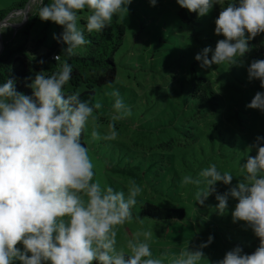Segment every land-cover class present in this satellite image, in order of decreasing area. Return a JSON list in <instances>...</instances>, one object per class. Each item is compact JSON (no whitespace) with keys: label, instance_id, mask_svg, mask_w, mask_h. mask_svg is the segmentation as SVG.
<instances>
[{"label":"clouds","instance_id":"clouds-1","mask_svg":"<svg viewBox=\"0 0 264 264\" xmlns=\"http://www.w3.org/2000/svg\"><path fill=\"white\" fill-rule=\"evenodd\" d=\"M132 0H32L41 21H51L63 27L54 39L66 47V57L76 54V49L91 43L85 35L102 32L111 26L114 16L127 11ZM155 6L157 0H149ZM180 7L199 17L207 16L214 5L221 11L215 19V34L223 36L215 49L205 47L195 59L201 67L213 64L243 66L244 57L252 51L249 42L264 33V0H177ZM88 10L85 28L78 26L79 13ZM212 53L211 59L208 58ZM57 68L50 75L35 73L26 87L28 96L18 92L15 79L0 83V264H163L153 258L149 241L153 232L138 231L127 241L129 253L118 250L117 226L133 219L132 209L142 189L133 180L127 193L111 186L101 187L94 182V165L88 148L81 142L82 133L92 123L91 139L114 141L117 138L115 121L131 116L118 90L114 114L106 134L98 131L94 109L100 102L90 105L82 100L76 90L65 92L73 68L61 55L54 56ZM39 63L43 64L41 59ZM248 79H258L264 88V60L253 59L247 67ZM264 112V92H257L246 105ZM264 137L257 136L241 165L242 179L223 194L215 185H229L233 176L220 172L215 164L203 169L198 178L184 176L185 185L199 186L195 202L203 205L207 198L217 193L216 208L224 214L229 198L238 201L232 211L233 222L244 221L260 240L252 254H245L237 246L227 251L216 264H264ZM143 223L144 219L136 217ZM143 237V240L140 238ZM213 242L197 248L182 250L171 264H198L205 258L202 251ZM22 243L23 249L16 245Z\"/></svg>","mask_w":264,"mask_h":264},{"label":"rangeland","instance_id":"rangeland-1","mask_svg":"<svg viewBox=\"0 0 264 264\" xmlns=\"http://www.w3.org/2000/svg\"><path fill=\"white\" fill-rule=\"evenodd\" d=\"M21 1L0 0V11ZM29 8L8 16L7 24L2 26L6 30L2 39L4 46L16 34L20 36L32 18L37 20L31 31L32 38H39L47 30L46 45H51L56 24L41 21L32 0ZM179 9L177 0H157L155 6L149 0H132L127 11L114 16L112 23H121L126 30L123 44L114 56L117 78L113 84L97 89L95 102H100L102 107L93 115L97 117L102 137L114 114L115 97L111 93L118 90L131 116L114 122L118 133L114 141H93L90 120L84 130V142L94 165V182L99 181L102 188L111 186L127 193L134 180L142 189L132 209L133 219L116 228L118 250L130 254L127 241L138 231L151 230L152 257L171 264L182 250L195 249L212 236L213 242L202 249L205 258L198 264H216L227 251L237 246L243 250L256 237L246 222H233L231 213L238 201L229 198L226 212L219 214L215 196L234 187L242 179L241 165L246 162V156L256 155L255 149L249 151V145L257 136L264 137V112L246 105L257 92H264V88L260 87L258 79H248L249 61H244L246 66L242 70L238 65L227 63L201 67V62L195 59L205 47L214 50L217 41L224 38L214 31L220 7L214 5L210 13L199 17L193 26L181 23ZM89 14L87 9L79 13L80 28H85ZM211 55L210 52L209 59ZM250 56L249 52L244 58ZM43 66L32 70L33 77L40 71L50 75L57 68L51 58ZM199 77L217 87L222 99L221 109H226L223 113L230 116V126L225 116L223 127L214 129L218 115L202 111L193 101L184 79ZM83 89L85 87L81 86L77 90ZM261 144L264 146V141ZM212 164L218 171L230 173L233 179L229 185L217 182V193L200 205L195 202V195L205 185H185L182 178H198L199 173ZM146 202L163 208H183L186 216L164 223L142 218L139 213ZM136 217L144 219L143 223ZM16 247L23 249L22 243ZM13 264L21 262L14 260Z\"/></svg>","mask_w":264,"mask_h":264},{"label":"trees","instance_id":"trees-1","mask_svg":"<svg viewBox=\"0 0 264 264\" xmlns=\"http://www.w3.org/2000/svg\"><path fill=\"white\" fill-rule=\"evenodd\" d=\"M30 0H23L14 6L0 11V23L15 13L24 10ZM228 0H226L227 4ZM220 7L219 5H216ZM178 17L183 25L193 26L198 23V16L194 12H189L187 9L180 7ZM36 19H30L21 30V35L5 42V47L0 54V83H3L8 78H14L16 83L15 87L18 92L31 96L32 90L26 87V83H30L25 78L32 76V70L44 68L43 66L49 58L52 60V65L57 67V62L52 59L53 55H61V62L65 59L71 64L73 68L72 78L70 82L65 85V92L71 93L76 91L81 86L85 87L81 93V99L87 101L90 105H94L97 89L111 85L117 78V65L114 61L115 54L121 48L125 38V27L121 23L113 22L111 26L106 27L102 32L88 33L84 31L85 37L91 41L90 44L82 46L77 50L81 53H76L72 57H66L62 49L66 47L62 42L57 39L52 40L51 45L47 46V30L41 33L39 38H32L31 31L36 24ZM48 29V27L46 28ZM63 32V27L56 24L55 35L59 36ZM6 30L1 29V37L4 40ZM54 37V36H53ZM254 42V45L252 43ZM252 47L249 59L244 58V61L250 62L253 59L264 60V33H261L249 42ZM44 63H39L40 60ZM246 66V65H245ZM245 66H240L239 69H244ZM187 82L188 92L192 95L193 101H196L198 108L202 111L212 112L218 115V120L213 125L214 129L219 130L226 123L225 116H230L221 109L222 99L217 92V87L204 78H186L184 83ZM227 101V99H226ZM225 108V107H224ZM228 108V107H227ZM229 109V108H228ZM97 109H94L96 112ZM228 126L231 120H227ZM230 123V124H229ZM226 127V126H225ZM82 144L84 142V132L81 137ZM140 217L153 220L157 223L168 222L171 220H181L186 216L183 208H163L152 203L146 202L141 206ZM260 246V240L255 237L251 245L243 248L245 254H252ZM93 264H98L93 261Z\"/></svg>","mask_w":264,"mask_h":264},{"label":"water","instance_id":"water-1","mask_svg":"<svg viewBox=\"0 0 264 264\" xmlns=\"http://www.w3.org/2000/svg\"><path fill=\"white\" fill-rule=\"evenodd\" d=\"M31 1V0H30ZM29 1V2H30ZM28 8H29V3H28V5H27V7H26V10H28ZM8 19V17L7 18H5L1 23H0V29H1V27L3 26V25H6L7 24V22H6V20ZM0 43H1V47H0V54L2 53V51L4 50V43H3V41H2V38H1V30H0Z\"/></svg>","mask_w":264,"mask_h":264},{"label":"built area","instance_id":"built-area-1","mask_svg":"<svg viewBox=\"0 0 264 264\" xmlns=\"http://www.w3.org/2000/svg\"><path fill=\"white\" fill-rule=\"evenodd\" d=\"M10 16H12V14H11ZM54 56H56V54L53 55L52 59H53L54 61H56V60L54 59ZM56 62H57V61H56Z\"/></svg>","mask_w":264,"mask_h":264},{"label":"bare ground","instance_id":"bare-ground-1","mask_svg":"<svg viewBox=\"0 0 264 264\" xmlns=\"http://www.w3.org/2000/svg\"><path fill=\"white\" fill-rule=\"evenodd\" d=\"M30 8H31V7H30ZM30 8H29V9H30ZM30 10H31V9H30ZM27 12H28V11H27ZM1 29H2V27H1ZM1 29H0V30H1ZM0 47H1V43H0Z\"/></svg>","mask_w":264,"mask_h":264}]
</instances>
